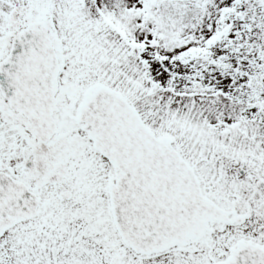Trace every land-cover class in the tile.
Segmentation results:
<instances>
[{
  "label": "snow or ice",
  "instance_id": "snow-or-ice-1",
  "mask_svg": "<svg viewBox=\"0 0 264 264\" xmlns=\"http://www.w3.org/2000/svg\"><path fill=\"white\" fill-rule=\"evenodd\" d=\"M0 264H264V0H0Z\"/></svg>",
  "mask_w": 264,
  "mask_h": 264
}]
</instances>
